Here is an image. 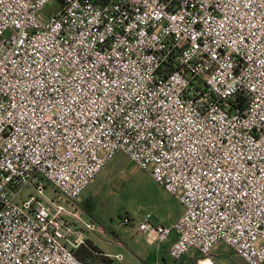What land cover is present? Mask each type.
<instances>
[{
    "label": "built area",
    "instance_id": "1",
    "mask_svg": "<svg viewBox=\"0 0 264 264\" xmlns=\"http://www.w3.org/2000/svg\"><path fill=\"white\" fill-rule=\"evenodd\" d=\"M54 3L0 0V264H85L78 199L119 153L183 206L149 245L264 264V0Z\"/></svg>",
    "mask_w": 264,
    "mask_h": 264
},
{
    "label": "rangeland",
    "instance_id": "2",
    "mask_svg": "<svg viewBox=\"0 0 264 264\" xmlns=\"http://www.w3.org/2000/svg\"><path fill=\"white\" fill-rule=\"evenodd\" d=\"M54 2L51 0L43 10L44 17L52 13ZM87 201L96 205L92 219L97 227L89 238L103 252L113 257L123 255L122 261L114 259L113 264H155L156 258L167 264H197L198 253L175 261L168 251V242L160 250L161 246L149 245L147 235L139 232L138 226L147 213L152 214L155 224H173L178 201L125 154H117L102 169L77 204L82 207ZM214 256L219 264H246L225 244L215 250Z\"/></svg>",
    "mask_w": 264,
    "mask_h": 264
},
{
    "label": "trees",
    "instance_id": "3",
    "mask_svg": "<svg viewBox=\"0 0 264 264\" xmlns=\"http://www.w3.org/2000/svg\"><path fill=\"white\" fill-rule=\"evenodd\" d=\"M86 213L92 216L96 205L92 201H87L82 207ZM76 256L85 264H113V260L104 255V252L94 245L92 241H88L87 246H82L76 251Z\"/></svg>",
    "mask_w": 264,
    "mask_h": 264
},
{
    "label": "crops",
    "instance_id": "4",
    "mask_svg": "<svg viewBox=\"0 0 264 264\" xmlns=\"http://www.w3.org/2000/svg\"><path fill=\"white\" fill-rule=\"evenodd\" d=\"M177 201H178V207H177V209H176V211H175V220H174L173 224H171V225H169V224H163V223H160V224H162V225H166V226H173V225L179 220V218H180L181 215L183 214V206L181 205V203H180V201L178 200V198H177ZM83 205H84V203H82V207H83ZM78 206H79V204H78ZM79 207H80V206H79ZM82 207H80V208L84 211L86 218L89 219V217H90V220L94 221V220L92 219V216H90L88 213H86V211H85ZM176 239H177V233H176V232H173V234L171 235L170 240L168 241V251L170 250L171 246L173 245V243L175 242ZM90 241H92V240L90 239ZM92 242H93V241H92ZM94 245H95V244H94ZM95 246H96V245H95ZM164 246H165V245L163 244V245L161 246L160 250H162ZM97 247H98V246H97ZM104 255H105V256H108V257H110L112 260H114V257H113L112 254H110V253H105V252H104ZM122 256H123V255H122ZM145 264H148V263L146 262ZM155 264H167V263L165 262V260H164V262H163V261H160L159 259L156 258V262H155Z\"/></svg>",
    "mask_w": 264,
    "mask_h": 264
}]
</instances>
